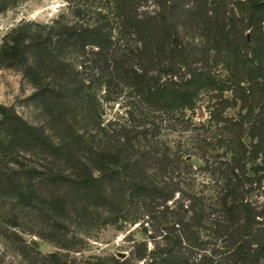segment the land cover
<instances>
[{
    "label": "rangeland",
    "instance_id": "374dc122",
    "mask_svg": "<svg viewBox=\"0 0 264 264\" xmlns=\"http://www.w3.org/2000/svg\"><path fill=\"white\" fill-rule=\"evenodd\" d=\"M244 0H224L223 5L209 4L203 20L194 15V0H137L134 6L138 19L150 23L154 39L162 53L148 44L126 17L127 9L121 0H27L0 13V46L4 39L17 31L24 37L47 36L61 28H95L111 38L109 51L98 48L82 49L49 47L50 61L39 65L37 53H28V72L42 78L47 84L71 75L83 88V100L77 110L74 125L75 139L63 142V131L48 121L46 112L32 98L36 90L19 61L0 58V107L7 108L28 124L44 130L56 146H65L76 164L58 159L50 152L34 146L14 149L0 145V167L37 169L51 168L68 175L77 174L84 161L93 165L91 157L102 156H168V183L178 184L186 194L209 196L219 186L224 164L232 155L230 141L233 134L230 122L241 120L245 111L239 106L225 110L219 105L216 92L200 94L196 109L179 114L153 112L145 107L129 85L118 78L120 67L143 69L148 78H165L170 50L175 43L186 51L189 68L209 72L226 88L223 98L231 100L232 90L243 75L235 71L238 59L256 48L259 41L247 28ZM212 29V30H210ZM168 32V33H167ZM153 44V43H152ZM250 58V55H249ZM184 73L185 67L173 68ZM112 72V74L109 73ZM111 75V76H110ZM244 78V77H243ZM241 86L247 87L245 81ZM219 118L226 123L218 122ZM249 128V125H245ZM0 132V144H2ZM246 144L249 137L243 138ZM81 148V149H80ZM90 158V159H89ZM256 164L260 165L258 160ZM74 166V167H73ZM255 165L249 164L247 176L257 179ZM149 174H156L154 166H146ZM171 170V171H170ZM251 184V182H249ZM250 201L264 204V179L247 187ZM179 198L176 193L169 206ZM144 216V204H135L126 219L99 227H85L73 219L70 228L57 233L52 224L37 210L23 209L7 197H0V264H36L42 255L68 254L71 258L111 257L124 260L144 254V242L152 246L153 237L163 226L161 211ZM64 235H66L64 237ZM65 244L70 252L56 247ZM22 250L30 256L25 260ZM92 262H94L92 260ZM139 264H142L141 262Z\"/></svg>",
    "mask_w": 264,
    "mask_h": 264
},
{
    "label": "trees",
    "instance_id": "16d2710c",
    "mask_svg": "<svg viewBox=\"0 0 264 264\" xmlns=\"http://www.w3.org/2000/svg\"><path fill=\"white\" fill-rule=\"evenodd\" d=\"M25 1L0 0V13ZM121 1L127 9L126 17L138 30V35L142 40L144 35L148 39L147 45L143 41V50L145 48L150 53L153 47L163 54V46L155 41L151 24L135 15L137 0ZM194 1V15L203 23L204 10L209 4H224V0ZM243 5L247 28L259 43L245 56V61L238 59L235 62L237 76L240 72L244 78L232 90L231 100L223 98L228 88L209 72L189 68L188 55L177 45L174 36L169 40L172 38L175 49L170 50L168 56L174 64L166 65L162 75L165 78H148L141 68L122 66L117 74L153 112H193L204 91L216 92L215 97L223 110L239 106L245 111L241 120L228 124L233 134L230 141L233 156L219 174V186L209 196L186 194L177 188L178 184L167 182L171 179L166 176L169 173L168 156H110L109 152L102 150V156L91 157L93 167L78 161L83 163L79 172L73 175L51 168L43 172L24 167L7 168L5 162L6 167H0V197L12 199L17 207L37 210L57 233L67 231L73 219L82 221L85 227L93 223L101 228L115 224L126 219L137 203L144 204V216L153 215L162 207L163 226L159 228L158 236L153 237L150 248L144 242L143 255L124 260L115 256L78 259L59 252L48 255L36 252L40 256V260H33L36 264H264V204L251 202L247 189L252 182L260 184L264 179V0H244ZM53 44L58 50L90 47L109 51L112 40L95 28H61L43 37H24L12 31L0 46L1 59L19 61L24 67L36 87L32 98L46 112L48 121L63 131L61 137L66 143L75 139L77 110L83 100L81 83L67 75L50 85L28 72L27 68L28 53H37L39 65L45 66L50 61L49 47ZM178 65L185 67L186 71H175L173 68ZM243 81L247 87L241 86ZM218 122L226 123V120L219 118ZM0 132L3 138L0 145L12 149L34 146L61 155L53 157L75 163L77 168L75 156H71L65 146L54 145L43 129L28 124L15 112L3 107H0ZM246 135L249 144L243 141ZM258 160L260 165L256 164ZM249 164L255 165L257 179L247 176ZM149 165L154 166L156 174L147 173L145 167ZM176 193L179 198L169 206ZM55 245L71 251L65 244ZM22 254L25 260L30 259L25 250Z\"/></svg>",
    "mask_w": 264,
    "mask_h": 264
}]
</instances>
